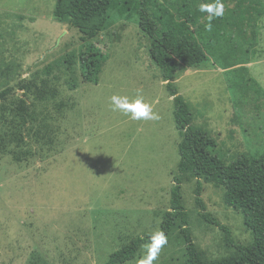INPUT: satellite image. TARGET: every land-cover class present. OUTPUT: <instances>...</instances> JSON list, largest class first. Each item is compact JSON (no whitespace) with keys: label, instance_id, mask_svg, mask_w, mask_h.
<instances>
[{"label":"rangeland","instance_id":"374dc122","mask_svg":"<svg viewBox=\"0 0 264 264\" xmlns=\"http://www.w3.org/2000/svg\"><path fill=\"white\" fill-rule=\"evenodd\" d=\"M210 2L155 5L171 24L193 29L178 13L182 9L195 20L199 14L206 23L207 14L198 9ZM56 3L0 0V132L13 123L23 127L22 142L0 139V264H103L135 237L160 230L170 210L181 136L151 39L128 1L112 10L96 38L86 40L77 28L55 20ZM223 3V16L238 25L231 29L242 35L246 52L226 63L210 54L174 53L175 85L191 109L193 127L216 141L219 167L201 179L207 211L264 263V96L256 101L237 95L240 87L257 92L250 75L264 88V14L258 15L264 0ZM90 43L107 56L98 82L87 80L81 66L80 54ZM242 66L251 74L232 81L225 73ZM137 90L158 120L113 111V95L134 99ZM18 103L29 107L24 116ZM196 186L197 178L187 175L183 204L194 242L209 263L235 248L223 230L201 217ZM180 225H173L155 264H187ZM148 245L125 264H137Z\"/></svg>","mask_w":264,"mask_h":264},{"label":"trees","instance_id":"16d2710c","mask_svg":"<svg viewBox=\"0 0 264 264\" xmlns=\"http://www.w3.org/2000/svg\"><path fill=\"white\" fill-rule=\"evenodd\" d=\"M126 1L130 2L132 6L133 17L139 24L140 29L151 39L150 53L154 62L160 66L170 95L173 97L176 127L181 136L178 145L180 162L171 189L170 210L164 215L160 230L169 236L173 225L180 222L187 245V264H264L255 257L250 246L237 243L231 237L230 228L207 211V206L202 198L203 185L201 179L207 171H215L219 167V155L212 151V148L216 146V141L205 131L193 127L191 109L186 100L179 94L175 85L179 64L174 53L178 56H182L186 52L210 54L214 56L217 63H226L240 58L246 52L242 44V35L231 29L234 25H238L227 24L226 20L231 17L223 16L212 22V31H207L205 25L208 21L201 23L199 14L198 17L194 14L197 19L195 20L192 14L181 9V13H178L181 19L186 20L191 25H196V28L184 29L170 23L165 12L155 5L157 0H57L54 18L57 22L68 24L70 28H77L85 40L88 38L93 39L106 26L112 10L123 8ZM196 2H193L195 8ZM176 12H179V7L176 8ZM263 14L264 9L258 12V15ZM219 21L220 23H218ZM224 21L227 26H223ZM206 37L207 39H205ZM201 43H203V48H201ZM80 55L85 78L98 82L103 62L106 61L107 56L94 43L88 44ZM203 62L205 61H200L192 66H199ZM225 73L231 77L232 81L237 76L251 74L248 67L244 66L228 70ZM48 81V79L43 81V87H48ZM249 83L256 87L257 92L250 87H240V92L237 94L238 99L242 100L248 96L252 100H260L264 96L263 86L251 75ZM18 107L22 109L23 116L26 109L29 108L24 103L20 105L18 103ZM15 112L18 116H21L18 109ZM24 120L26 121V118ZM2 124H4V121ZM22 129L23 127L16 123L12 124L8 132L1 128L0 139H17L18 142H22ZM189 174L197 178L196 203L200 208L201 217L208 223L217 225L226 233L228 243L235 248L232 255L209 263L203 261L201 253L194 242L189 215L183 204V182ZM151 234L135 237L121 249L113 252L103 264H125L135 259L142 245L150 243Z\"/></svg>","mask_w":264,"mask_h":264},{"label":"clouds","instance_id":"9594fccd","mask_svg":"<svg viewBox=\"0 0 264 264\" xmlns=\"http://www.w3.org/2000/svg\"><path fill=\"white\" fill-rule=\"evenodd\" d=\"M201 13L207 14L208 23L205 25L207 31H212L215 18L222 17L225 12L223 0H212L210 3H201L198 9ZM113 111L119 110L129 115L132 120H158L152 105L145 101L141 90H137L134 99L128 96L113 95L111 98ZM168 244V236L162 230L155 231L150 236V243L147 246L146 255L141 257L137 264H155L162 249Z\"/></svg>","mask_w":264,"mask_h":264}]
</instances>
